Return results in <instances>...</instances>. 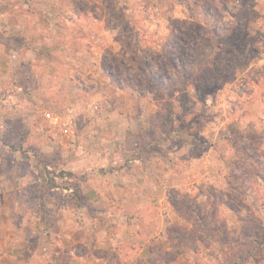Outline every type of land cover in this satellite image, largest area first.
Returning a JSON list of instances; mask_svg holds the SVG:
<instances>
[{
    "label": "rangeland",
    "instance_id": "obj_1",
    "mask_svg": "<svg viewBox=\"0 0 264 264\" xmlns=\"http://www.w3.org/2000/svg\"><path fill=\"white\" fill-rule=\"evenodd\" d=\"M0 264H264V0H0Z\"/></svg>",
    "mask_w": 264,
    "mask_h": 264
},
{
    "label": "built area",
    "instance_id": "obj_2",
    "mask_svg": "<svg viewBox=\"0 0 264 264\" xmlns=\"http://www.w3.org/2000/svg\"><path fill=\"white\" fill-rule=\"evenodd\" d=\"M46 117L51 120L52 123L57 124L58 118H56L52 113H46Z\"/></svg>",
    "mask_w": 264,
    "mask_h": 264
},
{
    "label": "trees",
    "instance_id": "obj_3",
    "mask_svg": "<svg viewBox=\"0 0 264 264\" xmlns=\"http://www.w3.org/2000/svg\"><path fill=\"white\" fill-rule=\"evenodd\" d=\"M209 16L211 17V20L214 19V18H213V17H214L213 15L210 14ZM207 22H208L209 25H212V24H210L209 21H207ZM212 29H215L214 25H213ZM246 78H247V76H245V79H246Z\"/></svg>",
    "mask_w": 264,
    "mask_h": 264
}]
</instances>
